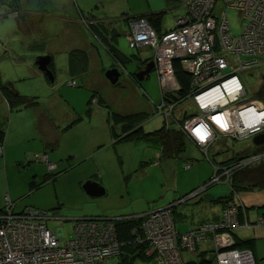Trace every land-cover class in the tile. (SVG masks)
<instances>
[{"label": "rangeland", "instance_id": "1", "mask_svg": "<svg viewBox=\"0 0 264 264\" xmlns=\"http://www.w3.org/2000/svg\"><path fill=\"white\" fill-rule=\"evenodd\" d=\"M41 1L43 0H0L1 78L3 82L10 81L20 94L35 95L40 102H49L46 105L42 103L43 108L40 107L42 111L59 115L63 119L59 126L62 131L59 147L67 148L65 155L72 152L78 155V158H71L70 163H74L75 159L85 154L89 156L83 157L80 160L82 162L65 172H62V168H58L55 171L58 174L47 179L41 186L36 187L37 189L32 187L31 192L29 183L35 178L32 177L33 173L29 170L28 164L34 165L37 173L42 171L41 174L46 172L45 164L32 158V153L29 160L22 159V161L15 158L1 162L4 179L3 182L0 180V197L4 196V202L0 207L5 205V198H9L17 202L16 209L30 205L47 210L48 215L53 216L47 219L48 227L55 231L62 228L65 239H68L74 231V223L86 221L87 217L109 219L114 222L115 218L110 217L149 211L166 205H172L175 210L174 221L177 229L186 231L194 227L198 220L201 222L212 220L215 219L213 217L216 214L224 213V206L233 203L234 197L238 200V204L242 202L238 199L242 195L255 197V192L243 191L244 188H240L242 190L239 191L235 188L237 191L232 190L233 198L230 196L225 198L224 202L223 199L217 203L214 200L212 202L215 203H211L209 200L210 193L214 196L227 195L230 190V186L225 181L211 185L217 166L228 165L235 160L241 161L242 158L252 160L251 167L244 171L250 172L255 168L250 172H255L253 184L263 182L264 142L255 144L252 137L264 132V112H256L260 120L263 118L262 121H258L263 123L253 130L248 126L238 125L233 130L223 131L222 129L227 128V124L230 123L227 116L219 115L216 117V122L223 123L217 126V132L211 135L205 144L199 146L192 141L189 131L186 132L184 126L188 118L202 115L203 112H194L191 101L179 102L175 107L176 112H158L157 106L161 103L163 95L156 70L136 81L132 80L129 74L136 69L140 52L145 55L141 57L146 60H152L153 55V48L147 44L129 47L127 36L130 32L129 18L140 14L146 17L145 13L148 11L164 10L163 14L161 13L162 28L170 27L176 16H181L186 11L182 0H177L179 6L176 0H169L171 3L167 0H141L142 9H128L130 0H102L95 2L96 12L93 13L91 10L89 12L96 16H101L96 13H105L106 16L116 18L86 15L82 16L80 24L63 22L55 17L42 15L38 12H42ZM9 2H13V5L16 2L17 6L11 7ZM36 7L38 9H35ZM43 8L51 9L52 6L47 5ZM225 8L232 33L239 34L242 20L238 11L232 7ZM75 12L80 15L78 10ZM71 17L78 16L73 14ZM87 27L97 40L94 44L100 48L101 53H91L90 50L86 70L81 72L89 74L88 80L94 86L85 85L79 76L65 73L61 67L56 70L54 82L50 83L36 68L34 64L36 56L50 53L48 49L52 48L55 52L52 50L50 54L57 59L56 65H64L62 63L64 55L58 50L75 40L71 35L72 32L77 31L79 35V32H83L82 28ZM111 42L124 56L121 60L126 59L124 62L112 57V52L107 48V43ZM111 65L118 67L120 71L119 78L114 84L104 75L105 70ZM98 71L102 73L101 76L97 75ZM263 75L264 66L251 68L242 73L247 97L256 96L257 90L262 85ZM92 94H94L93 98ZM98 94L106 101L105 106L98 102ZM59 95L62 97L61 100L58 98ZM256 102H264V100L260 98ZM106 105L113 111H145L147 117L140 123L144 131H153L163 125L165 129L176 128L178 134L179 131L184 133V153L176 157L159 158V140H154L153 136L117 141L112 136V122L108 121ZM1 111L3 112V107L0 106ZM184 111H187L185 115L189 116L184 117ZM230 114L234 120H238L236 115L232 112ZM78 116L82 119L77 121ZM250 118V121H255V114ZM0 121L6 134L9 127L8 116L1 117ZM244 121L247 124L248 120ZM258 121H255V124ZM113 127L120 135L123 134L122 124ZM254 162L255 166H253ZM55 166L53 169L47 168L48 172L54 171ZM259 166H263V169ZM88 178L100 183L105 188V194L97 197L87 195L82 184ZM241 182L246 184L248 181ZM258 191L264 192V187H260ZM243 207L242 202L241 211ZM248 209V214L255 217V204L248 206ZM135 227L137 226L134 225ZM206 246L207 243L201 241L197 251H183L184 261L195 258L198 251ZM145 260L146 258L138 255L133 258L131 264H145ZM111 264H119L116 257L111 260Z\"/></svg>", "mask_w": 264, "mask_h": 264}, {"label": "built area", "instance_id": "2", "mask_svg": "<svg viewBox=\"0 0 264 264\" xmlns=\"http://www.w3.org/2000/svg\"><path fill=\"white\" fill-rule=\"evenodd\" d=\"M182 1L186 11L176 16L172 26L153 27L145 16L133 15L129 18L127 36L132 48L139 44L153 48L154 69L163 96L181 88L175 61L190 73L189 89L180 101H166V111L174 110L181 101H191L194 112H203L188 118L184 126L192 141L200 146L217 132L214 125H219L215 120L219 115L228 117L230 125L222 129L226 131L240 125L230 112L234 115L246 110L264 112V102H256L259 97H247L241 77L244 71L264 65V0ZM225 7L238 11L242 20L239 35L232 33ZM244 126L253 130L255 121L248 120ZM43 160L48 169L54 168L55 164L46 162V157ZM233 166H217L212 181L222 178L228 181ZM173 211L172 205L151 209L141 215L140 226L133 229L137 233L135 240L143 244L145 264H184L183 251H195L200 241L210 238L216 248L217 244L232 240L231 234L224 230L240 226L235 221L238 212L235 201L224 207L218 219L186 231L177 229ZM52 217L47 210L33 206L16 209L12 201L6 202L0 211V264H111L120 255L123 243L117 237L113 221H76L72 235L65 239L60 228L55 231L48 227L47 219ZM249 222L264 226V213L256 220L244 221L246 225ZM214 264H255V261L251 251L234 247L215 253Z\"/></svg>", "mask_w": 264, "mask_h": 264}, {"label": "crops", "instance_id": "3", "mask_svg": "<svg viewBox=\"0 0 264 264\" xmlns=\"http://www.w3.org/2000/svg\"><path fill=\"white\" fill-rule=\"evenodd\" d=\"M95 2H102V0H74V2H73V0H63V1H61V0H58V1L57 0H53V1L52 0H43V1H41L42 12H40V11H38V12L41 13L42 15H46L49 17H55V18H57L63 22H75L76 24L77 23L80 24L82 16H86V15L87 16H95V17H99V18H111V19L116 18V17L106 16L105 13H96V14H100L101 16L94 15L93 13L96 12L95 9L97 8V5L95 4ZM47 5L52 6V8L51 9L50 8H43V6H47ZM142 5L143 4H142L141 0H130V4L128 6V9H132V8L142 9ZM35 9H38V7H36ZM74 9L78 10L80 15L76 14ZM89 10H91L93 13H90ZM33 11H35V10H33ZM154 11H158V10H154ZM154 11H148L145 14H148V13H151ZM73 14H74V16H78V17H71V15H73ZM127 16H124V17L127 18ZM119 18H121V16H119ZM82 29H83L82 30L83 32H79V35H78L77 31L74 33L73 32L71 33V35L73 37H75V40L73 42H70L71 46H70V44H67L68 46H64V48L58 50L59 52H62L64 55V56H62V60L64 61L62 63L64 65H60V64L56 65L57 59H54L52 56V60H54V61H52L51 68L54 69V80H55V76H56V70H58L60 67H61V70L64 69L65 73H69L70 75H74L73 73H71V69H70L71 68V66H70V52L72 50L82 49V50H85L87 53H89L90 50H91V53L92 52H97L99 54L101 53L99 51L100 48L97 47L96 44H94V42H97V40L94 38V35L89 30V28L87 27V28H82ZM129 47H131V46H129ZM52 50L54 51V49H52V48L48 49V52L51 53ZM138 50H141V49H138ZM139 54H140V56L138 57V61L140 62L142 59H144L143 57H141V55L142 56H145V55L141 54V52ZM112 57L115 59L114 55ZM116 59H118V58H116ZM109 62H111V61H109ZM75 75L79 76V79H81L85 85L90 86V87L94 86L93 83H91L88 80L89 74L87 72L83 73L81 71H77L75 73ZM97 75L101 76L102 73L99 72V74H97ZM67 82H69V81H67ZM75 85H77V82ZM75 85H72V86H75ZM58 98L61 100L62 99L61 95H59ZM42 103L44 105H46L49 102H40L39 101V104L33 105L31 107L30 106H22V107H18V108H11L9 106L6 98L0 92V106L3 107V112L2 111L0 112V118L1 117L6 118L8 116V119H9L8 131L5 134V138H4L3 142L1 143L3 146V151H2V153H0V164L3 161H6L8 159L14 160L15 158H19L20 160H22V159H28L29 160V157L31 156V153H32V156H31L32 158L34 157L35 159L40 160L41 163H44L46 166V172L44 174H41L42 171L37 173L36 172L37 170L34 169L35 168L34 165L31 166L29 161L27 160V163H29L28 168H29V170H32L31 172L33 173L32 177H34L37 180L42 179V177L47 176L46 174H49V173L52 174L50 176V177H52L54 173H51V172H55L56 170H58V168H62V172H65L66 170L72 168L73 166H77L80 162H82L80 160L83 157L89 156V154H87V156L85 154V155H83V157H80L79 159H75L76 161L74 163H70L71 158L72 159L78 158L77 157L78 155L76 153L74 154V152H72L71 154L65 155L67 148L65 146L59 147L60 138L62 136V131H60L61 127H59V126L61 124V120H63V119L59 115H53V113H51V112L48 113V112L42 111V109H41V108H43ZM78 120L79 119H77V121ZM215 120H217V119L215 118ZM221 123H223V122L221 121ZM221 123L219 122L218 123L219 125H214V126H221ZM0 125H2V121H0ZM10 127H12L11 130H10ZM112 136H113V134H112ZM43 157L47 158L48 161H46V162L50 161L56 165L55 166L56 168L54 171H50V172L47 171V164L45 163V160L42 159ZM64 157H66V158L64 159ZM66 165H68V166H66ZM39 166L40 165L38 164V167ZM3 179H4V175L2 173V168L0 167V180H1V182H3ZM35 179H33V180L36 181ZM45 181H43V183ZM42 184H40V186ZM211 185H213V184H211ZM0 186H1V184H0ZM33 188L37 189L36 187H33ZM259 188L260 187L250 186V187H245L243 189V191L248 190L251 193L255 192V197L249 198L245 195H242L238 198L240 201H242L244 203V206H245L244 207V209H245L244 210V212H245L244 216L245 217L242 220H240V222H239L240 225H242V224H244V225L239 226L237 228H234L232 230L231 229L224 230V232L230 233L233 240L245 241L244 239L253 238V243L251 242L252 245L251 244L250 245H251V249H252L251 252H252V256L254 258L255 264H264V226H256V222H255V225L250 224V222L248 225H246L244 223V221L246 219H248L249 221H253V220H255V218L258 214H260L261 212L263 213L264 192H259L258 191ZM35 189H33V190H35ZM29 190H30V192L32 191V187H31L30 183H29ZM241 190L242 189H240L239 191H241ZM210 194L213 195V193H210ZM8 200L12 201L9 198H5V202H8ZM3 202H4V196L2 195L0 197V204H2ZM12 202L17 207V202L16 201H12ZM211 203H215V202L211 201ZM252 204H255V217H252V215L248 214V210H249L248 206H251ZM4 206L5 205H3L2 207H4ZM24 206H30V205H24ZM2 207H0V208H2ZM213 208H215V207L213 206ZM144 212H147V211H141L139 213H131V214L123 215V216L134 217V216H137V215L142 214ZM93 213L97 214V212H93ZM93 213H91V214H93ZM110 218H117V217H110ZM213 218H219V215L216 214V216ZM198 222H201V220H198L194 225L198 224ZM239 228H241L242 230ZM60 229H61L62 233L64 234L62 228H60ZM203 242L207 243V246L202 248L204 250L208 249L209 246L210 247L214 246V241L212 240V238H210L209 241L205 240ZM199 243H201V241ZM198 244H197L196 248H198ZM247 245H249V244H247ZM244 247H247V246H244ZM212 249H213V247L211 248V250Z\"/></svg>", "mask_w": 264, "mask_h": 264}, {"label": "trees", "instance_id": "4", "mask_svg": "<svg viewBox=\"0 0 264 264\" xmlns=\"http://www.w3.org/2000/svg\"><path fill=\"white\" fill-rule=\"evenodd\" d=\"M167 1H169V0H167ZM8 4H9V6L11 5V7H14L15 5L17 6L16 2H15V5H13V2H9ZM161 13L163 14L162 11L151 12L149 14H146L147 19L149 20L150 23H152L153 27L160 28V24L162 23V21H161L162 20V14ZM161 27H162V24H161ZM107 45H108L107 48L110 49V51L112 52L114 57L118 58L117 60H119L120 62H124L126 60V59L121 60V57H124V56H122L121 52L117 49L116 45L113 44V42L107 43ZM72 51L70 52L71 73L75 74L77 71L86 70V67L88 65V53L82 49H77V50L75 49ZM52 61L53 60L51 59L50 64L52 63ZM49 67H51V66H49ZM174 67H175V74H176V77L178 79V82L181 84V88H180V90H178V92L170 93V95L166 94V96L165 95L163 96L164 100H167L169 102H173L174 100L180 101L190 86V78H191L190 73L183 70L178 61L174 62ZM262 78H263L262 79V85H261L260 89L257 90L256 96L264 100V75ZM75 83H76V81H75ZM0 92L6 98L8 104L11 108H18V107H22V106H33V105L39 104V101L37 100V96L20 94L17 90H15L13 88V85L10 81L3 82L2 78H1V72H0ZM93 95L94 94L91 95L92 98H93ZM98 102L104 106L106 104L105 103L106 101L103 100L102 98L99 99ZM106 107L108 110V112H107L108 113L107 114L108 115L107 116L108 121L110 120L112 122V127H111L112 134H113V137L115 139H117V141H119V140H133L135 138L137 139V138H142V137H147V136H153V137H155L154 140H157V141L159 140V143H158V146L160 147L159 158L160 157H172V156L176 157V156L182 155L184 153V151H185L184 133H182V132L180 133V131H179V134H178L177 133L178 130H176V128L167 127L168 129H165L164 125H163L157 129H154L153 131H144L141 126H139L138 128H135V125L142 122L147 117L146 112H120V111H113L107 105H106ZM175 107H177V105ZM185 114H186V112L183 114L184 117L189 116V115H185ZM173 115H175V114H173ZM77 119L81 120L82 117L78 116ZM113 124L114 125L122 124V126L124 127V131H123L122 135H120V133H118L117 130H115V128L113 127L114 126ZM1 126L2 125H0V143H2L4 138H5V131ZM129 128H131V129L129 131H127ZM240 160L243 161L242 162L243 164H241L240 166H235L236 168L228 174V175H231L230 176V179L232 178L231 181H230V179L228 181H226L224 178H222L218 182L212 183V184L219 183V182L224 183L223 181H225L226 184H228L230 186L229 193L227 195H219V196H214L211 194L210 195L211 198L209 199L210 201L214 200L216 202L217 201L219 202V201L224 199L223 200V202H224L225 198L227 199L230 196H231V198H233L232 190H236V189L240 190V188H245V187H250V186H258L261 188L264 187V178L262 179L263 182H261L257 185L253 184L255 181V172H252V173H250V172L252 170H254L255 168L250 170V172L244 171V169L251 167L250 163L253 161L252 160L249 161L246 159L244 160V158H242ZM241 161L235 160L233 162H230L228 165H236L237 162H241ZM258 162H257V164H258ZM262 165H264V163ZM253 166H255V162H254ZM259 168L263 169V166H259ZM53 173L54 174L52 177H54L58 172H53ZM46 175L47 176L42 177V179L40 181H34V180L31 181L30 182L31 187H39L40 184H42L43 181L49 179V177L52 174L49 173ZM244 180H247L248 182H246V184L241 182ZM234 198H233V201H235V203L237 204L238 200L234 199ZM244 210L245 209L243 208V213H245ZM173 212H175V210ZM240 212H241V210H240V208H238V215H240ZM263 213H264V208H263ZM125 217L126 216H122L121 217L122 219H116L115 218V220H114V225H115L117 237H118L119 241L123 243L121 245L120 255L116 258H117V261L121 262V264H123V263L131 264L133 258L138 256V255H140L144 258L143 244L137 243V241L135 240L137 233H135L133 231L134 225L137 227L140 226L141 218L137 217V216L129 217V218H125ZM215 219H218V218H215ZM205 221H209V220H204L202 222H205ZM200 223L201 222H198V224H200ZM192 228H193V226H192ZM244 240L245 241L235 240L236 244L232 248L244 247V246H247V248H251V245L253 243V238L244 239ZM247 244H249V245H247ZM212 247H213V249L211 250ZM197 249L198 248H196L195 251ZM215 253L217 254V251H215V244H214V246H211V247L209 246L208 249L199 250L195 258H191V259L186 260L184 264H214Z\"/></svg>", "mask_w": 264, "mask_h": 264}, {"label": "water", "instance_id": "5", "mask_svg": "<svg viewBox=\"0 0 264 264\" xmlns=\"http://www.w3.org/2000/svg\"><path fill=\"white\" fill-rule=\"evenodd\" d=\"M154 12H157V11H154ZM51 59H52V55L49 53L37 55L35 58L34 64L36 65V68L46 76L49 82L53 83L54 74H53V71L49 67V63ZM152 70H155L154 63L152 62V60H148L145 64L144 69L140 70L137 73V76L141 80L143 79L145 75H148ZM104 75L111 83L114 84L117 82L120 72L118 71L116 66L111 65L109 68L105 70ZM252 140L255 144H260L264 142V132L254 135L252 137ZM82 188L87 193V195L92 196V197H97V196L105 194V188L100 183H98L97 181L91 178H88L87 180H85V182L82 184ZM87 218L95 219V217L94 218L87 217ZM235 244L236 242L233 239L232 240L229 239L228 242H225L224 244H217L215 251L219 252L226 248H232L233 246H235Z\"/></svg>", "mask_w": 264, "mask_h": 264}, {"label": "flooded vegetation", "instance_id": "6", "mask_svg": "<svg viewBox=\"0 0 264 264\" xmlns=\"http://www.w3.org/2000/svg\"><path fill=\"white\" fill-rule=\"evenodd\" d=\"M164 10H162V12H163ZM147 18V17H146ZM148 20V19H147ZM148 60H146L145 58L144 59H142L140 62H138V65H137V67H136V69L134 70V71H130L129 72V74H130V76H131V78H132V80H134V81H136V80H140V78H138V76H137V73H138V71H140V70H143L144 69V67H145V64H146V62H147ZM152 62H153V58H152ZM154 63V62H153ZM52 65V63L50 64L49 63V66H51ZM50 69L51 70H54L53 68H51L50 67ZM117 69H118V67H117ZM118 71H119V69H118ZM120 72V71H119ZM147 75H145L143 78H145ZM168 95H170V93H168ZM103 99L104 100V98L102 97V96H100V94H98V97H97V100H99V99ZM164 98H162L161 97V103H159V105L157 106V109H158V112H167L166 111V106H167V100H163ZM131 112H145V111H142V110H138V111H131ZM170 112H176V110H175V108H174V110H172V111H170ZM141 123V122H140ZM140 123H138L137 125H135V128H138L139 126H141L142 127V125L140 124ZM143 129V128H142ZM223 166V165H222ZM224 166H231V165H224ZM231 176V175H230ZM204 191V190H203ZM202 198V197H201ZM237 206H238V208H240L241 206H242V202H240L239 204L237 203ZM245 207V206H244ZM243 207V208H244ZM242 213V214H241ZM237 214H238V212H237ZM244 213H243V211H241L240 212V215H237L236 217H235V221H237V223H239L240 222V220H242L245 216L243 215ZM125 218H129V217H125ZM117 219H122L121 217H117Z\"/></svg>", "mask_w": 264, "mask_h": 264}, {"label": "bare ground", "instance_id": "7", "mask_svg": "<svg viewBox=\"0 0 264 264\" xmlns=\"http://www.w3.org/2000/svg\"><path fill=\"white\" fill-rule=\"evenodd\" d=\"M10 10H11V9H10ZM241 29H242V28H241ZM240 33H241V30H240ZM240 33H239V34H240ZM239 34H237V35H239ZM262 66H264V65H261L260 67H262ZM138 72H139V71H138ZM191 98H192V97H191ZM206 98H207V99H210L208 96H206ZM210 113H211V112H210ZM252 114H253V115L255 114V117H256L255 121L260 120V119L258 118L256 112L254 113V111H251V110H246V111H244V112H236V113H235V115H236L237 118H238L237 122L240 120L239 122H240V125H242V126L246 123L244 120H246V121H247V120H251L250 117L253 116ZM259 117H260V116H259ZM262 120H263V118H261L260 121H262ZM260 121H258V122L255 124V127L261 125V124L264 122V121H263V122L260 123ZM241 123H242V124H241ZM202 134H203V133H200V135H202ZM232 166H233V165H232ZM234 167H235V166H234ZM234 167H233V168H234ZM233 168H232V169H233ZM228 174H229V173H228ZM214 177H215V176H213V179H214ZM226 177H228V176H226ZM147 212H148V211H147ZM144 213H146V212H144ZM144 213H142V214H144ZM142 214L137 215V217H140V218H141V215H142ZM93 218H94V217H93ZM69 246H71V245H69Z\"/></svg>", "mask_w": 264, "mask_h": 264}, {"label": "clouds", "instance_id": "8", "mask_svg": "<svg viewBox=\"0 0 264 264\" xmlns=\"http://www.w3.org/2000/svg\"><path fill=\"white\" fill-rule=\"evenodd\" d=\"M177 1V0H176ZM170 2V1H169ZM178 2V1H177ZM171 3V2H170ZM179 2L177 3V5L179 6ZM140 15H142V14H140ZM192 115V114H191ZM48 171V170H47ZM242 225H244V224H242ZM242 225H240V226H242ZM239 227V226H238ZM235 241V240H234ZM242 248H246V249H248V250H250V251H252V249L251 248H247V247H242ZM252 253V252H251Z\"/></svg>", "mask_w": 264, "mask_h": 264}]
</instances>
